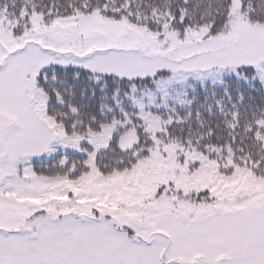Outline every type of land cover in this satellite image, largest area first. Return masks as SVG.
Masks as SVG:
<instances>
[{
	"label": "snow or ice",
	"instance_id": "6c2138e0",
	"mask_svg": "<svg viewBox=\"0 0 264 264\" xmlns=\"http://www.w3.org/2000/svg\"><path fill=\"white\" fill-rule=\"evenodd\" d=\"M0 264H264V0H0Z\"/></svg>",
	"mask_w": 264,
	"mask_h": 264
}]
</instances>
